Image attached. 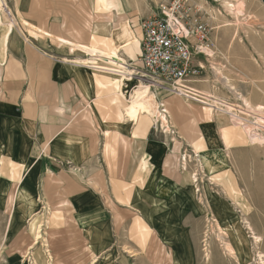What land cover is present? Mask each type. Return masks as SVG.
Segmentation results:
<instances>
[{
    "label": "rangeland",
    "instance_id": "obj_1",
    "mask_svg": "<svg viewBox=\"0 0 264 264\" xmlns=\"http://www.w3.org/2000/svg\"><path fill=\"white\" fill-rule=\"evenodd\" d=\"M2 1L11 11L9 16L1 12L2 21L13 23V33L7 53L9 66H0V101L12 104L20 113L28 110L27 115L33 114L37 107L50 106L51 101H57L59 94L68 96L67 105V101L80 105L77 89L70 85L63 87L58 75L67 67H79L65 62L62 56L84 55L72 45L42 37L24 26L21 19L68 37L73 43L87 42L103 49L112 46L108 33L115 23L118 28L131 32L136 42L139 37L136 18L146 13L141 9L149 6V12L160 2L127 0V7L125 0H110L108 10L102 9V3L98 0ZM198 2L205 8V19L211 27L206 45L209 54L205 51L203 59L199 60L203 69L187 90L192 91L193 85L213 79L210 62L222 61L226 64L220 58L221 52L225 53L227 48V56L235 68L230 73L232 82L239 86L240 89L237 88L246 98L264 111L263 3L260 0ZM241 2L244 4L241 5ZM232 9L240 12L238 20L231 14ZM226 22H234L230 26L232 32L226 29ZM258 47L263 57L261 61L256 54ZM137 53L138 44L130 48L129 52L120 51L121 56L127 60L124 72L133 74L131 79L122 80V98L118 96L117 85L121 81L119 73L102 68L93 70L81 67L102 77V90L91 100L94 101L93 108L95 106L99 111L102 124H96L95 120L90 122V118H94L90 111H82L80 114L86 128H91L90 134H97L91 141L94 155L88 163L77 169L62 161L61 157L53 155L51 158L58 165L50 167L44 160L42 164L34 160L29 166L31 171L25 168V175L21 177L23 169L2 159L0 152V179L14 175L17 179L11 178L10 181L16 183L19 179L18 183H24V179L32 174L29 186L25 187L28 200H18L21 203L18 211L23 219L20 225L19 221L16 222L18 235L12 240L10 236L16 227L12 218L18 206L16 200L19 186L11 189V206L5 208L0 205L2 235L9 220L0 246V264H261L259 252L264 253V150L256 154L244 134V131L250 134L249 128L255 116L247 112L240 100L221 88L227 96L226 104L230 106L227 112L233 111V108L238 109L237 116L242 118L244 125H230L228 113L216 114L225 119L230 130L227 140L232 142V150L226 160L223 158L230 168L215 174L207 171L204 173L198 161V151L188 140L180 116H176L169 124L168 131L162 128L160 121L153 122L145 114L140 115L134 123L124 116V106L128 103L125 97H128L137 83L133 71H140ZM244 54L250 56L253 64L258 63L263 67L260 85L255 77L245 80L251 85V91L259 88L261 94L258 98L254 94L250 96L249 93H243ZM91 62L116 65L99 56ZM143 83L147 85L145 77ZM158 88L159 92L151 87L157 102H163L176 94L160 84ZM180 102L171 99L176 112L181 106ZM76 107L74 112L78 111ZM197 111L202 112L201 106H198ZM72 114V111H66L65 117ZM63 121L64 126L59 128H65L68 119ZM73 127L70 125L69 130ZM217 132L219 148L223 153L225 139ZM98 134H101V139H98ZM61 138L65 140V134ZM50 139L43 147L47 156H52L50 148L54 147ZM174 162L178 164L179 183L186 185V177L192 171L197 174L199 188L192 204L183 199L180 211L171 200L174 190L169 171ZM237 171L242 175L239 183L246 197L243 209L234 207L230 200L232 180L229 176L233 177ZM35 182H39L37 191ZM204 187L210 191L209 196ZM77 191H87L88 196L99 199L101 206L97 205L96 208H101L102 221H93L95 226L101 225L99 230L88 231V226L92 224L87 221L81 226L82 203L79 195L75 194ZM207 200H210V206ZM218 221L220 223L217 225ZM248 224H252L255 233L263 234V240L258 244L253 240ZM82 227H85L88 234ZM37 231L41 237L34 239Z\"/></svg>",
    "mask_w": 264,
    "mask_h": 264
},
{
    "label": "bare ground",
    "instance_id": "obj_2",
    "mask_svg": "<svg viewBox=\"0 0 264 264\" xmlns=\"http://www.w3.org/2000/svg\"><path fill=\"white\" fill-rule=\"evenodd\" d=\"M214 1L217 2L218 0H214ZM260 1L262 2V0ZM125 2H126V6L128 7L127 0H125ZM262 3H263L262 6H264V1ZM109 4H110V0H102V9L110 10ZM243 4L244 2L243 3L241 2V5ZM240 9L241 8L239 5L238 10ZM238 10L237 9L230 10L231 14L235 16L236 20H238L240 15V12ZM1 12H5L7 16L11 14V11L5 6L2 0H0V66L8 67L9 65L7 61V53L9 51L10 38L13 33V23L10 21L8 23H3L1 18ZM20 21L24 26H26L30 30L35 31L42 37H49L52 39H56L66 45H72L73 47H75V50H77L79 53L84 55V57H78L79 63L92 66L93 68H102V70L119 73L121 76L120 77L121 81L119 80V83L117 85L118 96L120 98L124 97L123 96L124 93L122 91V87L124 84L122 80L126 78L128 80L131 79L133 74L131 72L129 74L124 72L127 67V65L125 64L127 63V60L121 56L120 51L123 50L129 52L130 48L138 44L137 41L136 42L133 41V36L131 32L126 31L125 29L122 28H118L115 23L108 33V37L111 38L110 42L112 46L110 48L108 47V48L100 49L97 46L87 42L73 43L72 41H70L68 37L48 31L41 25H37L36 23H32L25 19H21ZM233 24L234 22H228V23L226 22L225 26L229 32H232L230 26H232ZM87 27L90 28L88 24ZM207 42L208 39L206 40V42L202 43V45L198 46V50H201L203 55H205ZM226 50L227 48L225 49V53L221 52V58H220L221 60H225L226 64H223L222 61H219V63L210 62L213 72L212 80H205L202 81V83L200 82L201 83L200 85L199 84L193 85L192 87L194 89L192 88L191 89L192 91L190 90L188 91L187 89H190L188 85L192 84L193 82L192 83L181 82L178 83L177 85H174V87L165 86L170 92L176 93L174 96H177L181 99L182 107H179V115H176L172 112V110L169 107V103L167 99L163 100V102L156 101V99L154 98V94L151 91V87L155 88V90L159 92L157 82L152 81L151 79L145 77L147 79V85H145L143 83L144 75L140 74L139 70L133 71L134 74H136L137 76V83L135 84L134 90L128 95V97H125L128 103L126 106H124V112H125L124 116L128 117V119L131 120L132 123L137 122L139 116L145 114L146 116L151 117L154 120L153 122L160 121L162 128L165 131H168L169 124L175 119L176 116H180L179 117L180 120L184 121L183 130L188 140L191 141L192 144H194L195 148L198 151L197 153L199 155L198 161L201 166V169L204 171V173L205 171H207L210 174L211 173L215 174L216 172L228 171V168L230 167L226 166L224 160H226V157L229 155V152H231L232 150V148H230L232 146V142L227 140V135L230 130L228 129L227 124H225V119L220 118L216 114H221L219 112L225 114L228 113L227 118L229 120L230 125L231 124L233 126L244 125L242 118L237 116V112H239L238 109L233 108L234 109V110L232 109L233 111L229 110L227 112V108L230 109V106L226 104L227 96L225 93L222 92L221 88L226 89L232 96L240 100L245 105V109L247 110V112L255 116L254 123L250 126L251 128H249L250 134L249 133L246 134L245 131L244 134L247 137L246 140L248 145L252 147L253 150L256 151V154L259 152H263L264 150V111L262 108L257 107L252 100L246 98L238 90V88H236L233 85L231 76L228 74V63H230L231 66L230 67V73H231L232 62L231 60L229 61ZM206 53L209 54V49L206 51ZM98 56L116 65L115 66L114 65L109 66L106 64L98 65L91 62V60H95L96 57ZM160 86L163 87L164 85H160ZM198 106H201L202 112L197 111ZM217 131H219L225 139L226 145H225V149H223L224 150L223 153H221L222 152L221 148H219ZM177 169H178V164L176 163L175 165L174 162L173 167L170 168L169 177L171 179L170 183L174 190L172 193L173 196L171 197V200L172 203L174 202L175 204L178 205V210L180 211L181 207L183 206L182 205L183 199L188 200L189 203L192 204V202H194L193 199L196 197V194L199 192V188L197 184V174L195 172L190 171V173H188L186 177L187 182L186 185H184V183H179L180 178H179V171ZM171 176H174L176 178L174 179ZM229 179L230 181L232 180V182H230L231 189L229 191L231 195L230 200L234 207L243 209L245 206L244 200L246 197L244 195V190L240 188V183H239V181L242 180V175L237 171L233 177L230 175ZM204 188H205V193L209 196L210 191L206 189V187ZM207 203L209 206L211 205L210 200H207ZM241 214L243 215V213ZM219 223L220 222L218 221L217 225ZM80 224L81 226H83V221H81ZM251 225L248 224V227L251 230L250 232L252 233L251 234L252 238L255 241V243L258 244L263 240V234L255 233L254 232L255 230L253 229L254 227H251ZM82 229L86 230L85 227H82ZM40 237L41 235L37 231L35 233L34 239H39ZM259 260H260L259 263L264 264L263 252H259Z\"/></svg>",
    "mask_w": 264,
    "mask_h": 264
},
{
    "label": "crops",
    "instance_id": "obj_3",
    "mask_svg": "<svg viewBox=\"0 0 264 264\" xmlns=\"http://www.w3.org/2000/svg\"><path fill=\"white\" fill-rule=\"evenodd\" d=\"M98 2L102 3V0H98ZM263 2V0H262ZM115 5V4H114ZM158 5V3H157ZM157 5L151 9V11L147 12L149 9V6L147 8H142V12H146L144 15L138 16L136 18V24L138 26V53L137 57L139 56L140 46H139V40L141 37V32L139 28V22L140 20L148 16L149 14L153 13L156 10ZM138 9V8H137ZM264 43V42H262ZM259 48V47H258ZM257 50V48H255ZM233 52V55H235V52ZM257 56L259 57V61L263 60L261 48L257 51ZM230 55V52L228 53ZM65 60V62H68L72 65L79 66L77 67H67L65 69H62L60 74L58 75L59 82L62 84L63 87H66V85H70L73 88L77 89L78 94L80 95V98H78V102L80 105H76L72 102L67 101L68 105L66 104L67 95L63 96V94H59L57 96V101H51V105L45 108H35L36 111L34 113H30L31 115H27L28 110H23L21 113L18 112V110L9 103H4L0 101V152L2 153V159H5L7 161H11L14 164H17L20 168V170L23 169L21 172V177H24L25 175V168L29 170L30 164L36 160V163H41L42 160L47 163V166L53 165V164H59L55 163L51 157L58 156L61 157L62 161H66L69 165H71L73 168L79 169L83 165L89 162L90 158L94 155V145L91 141L92 139H95L96 135L95 132L93 135L90 134V127L88 129L83 123V119L80 118V114L82 111L84 113L91 112V115L94 116L90 118V122H94L98 124H102L100 120V114L99 111L96 110L95 106L93 108L92 103L94 101H91L92 99L96 98L97 92L99 90H102V77L100 75L97 76L94 72L81 68L86 67L89 69L95 70L92 66L84 65L79 63L78 57L75 55H67L62 56ZM203 59V55H194L193 56V64H200L199 60ZM140 66V65H139ZM2 67V66H1ZM230 64L228 63V74L230 75ZM8 69V68H7ZM234 67L231 68V71H234ZM243 74H244V83H243V93L247 94L249 93L254 94L256 98H258L261 94L259 88L258 90L255 88L254 91H251V85L247 84L245 81L246 78H257V83L260 85L261 81L260 78L262 76V70L263 67L251 61L250 56L247 57L246 54H244V60H243ZM101 79V80H100ZM30 85V84H29ZM233 85L237 88L239 86H236L235 83ZM240 89V88H239ZM238 89V90H239ZM241 92V91H240ZM28 93V92H27ZM175 98L176 100L180 99L177 98V96L172 95L168 100L169 107L172 110L174 114H177L179 112V109L177 112L174 110L173 106L171 105V99ZM84 103L82 104V102ZM82 104V105H81ZM182 107V103L180 102ZM78 106V111L74 112ZM68 107V108H67ZM80 108V109H79ZM94 109V111H93ZM73 112L71 116L65 117V112ZM67 118L68 122L65 124V128L59 126L63 125L64 121L63 119ZM73 125L74 127L72 130H69V126ZM76 125L78 127H76ZM64 126V125H63ZM84 129V130H83ZM83 130V132L81 131ZM85 130H88V132H85ZM92 133V132H91ZM65 134V140L61 138L62 135ZM95 134V135H94ZM101 134H98V139L100 138ZM51 138V143L53 144V148H50V153L52 156H47V154L44 153V144ZM59 141V143H58ZM64 141L66 144H64ZM57 143V144H55ZM41 158V160H40ZM65 162V163H66ZM63 163V162H61ZM60 163V164H61ZM42 166V165H41ZM49 168V167H48ZM28 175V173L26 174ZM32 174L28 175L24 179V183H18L19 179L15 183V181H10L11 178L17 179L14 177V175L11 176V178H3L0 179V205L8 207L11 206L12 203V191L11 189H14V186H19L16 205H18L15 209V212L13 214L12 222H14V225L16 226V222L19 221L20 225L22 223L23 217L19 213V205L21 204L20 201H24L25 199L28 200V194L26 193V188L29 186L30 176ZM20 177V178H21ZM2 180V181H1ZM37 181V178H36ZM39 185V182H35V191H37L36 186ZM80 191V190H79ZM77 191L75 194L76 196L79 195V198L81 199V215H82V221H87L88 223L92 224L89 225L90 229L88 231L91 232L92 229H98L101 228V225H94L93 221L99 222L102 221V211L101 208H96L97 205H100L99 199L97 200L92 195L88 196V193L86 192H79ZM32 192V191H31ZM11 197V200H10ZM36 199V198H35ZM20 200V201H18ZM37 200V199H36ZM102 204V203H101ZM101 206V205H100ZM10 214H8L9 216ZM10 218V217H9ZM77 219V218H76ZM79 219V218H78ZM11 222V223H12ZM9 224V220H8ZM7 227L2 235L0 233V246L2 243V239L5 236V233L8 228ZM18 229H17V228ZM15 230H13L11 234V240L13 237L18 235L19 227L16 226ZM13 229V225H12ZM88 231L84 230L88 234ZM85 235V234H84ZM9 236V235H8ZM88 237V235H85ZM10 240V241H11Z\"/></svg>",
    "mask_w": 264,
    "mask_h": 264
},
{
    "label": "built area",
    "instance_id": "obj_4",
    "mask_svg": "<svg viewBox=\"0 0 264 264\" xmlns=\"http://www.w3.org/2000/svg\"><path fill=\"white\" fill-rule=\"evenodd\" d=\"M204 9L198 0H160L140 20V74L166 87L192 83L199 76L203 68L193 64V56L203 55L198 46L211 30Z\"/></svg>",
    "mask_w": 264,
    "mask_h": 264
},
{
    "label": "water",
    "instance_id": "obj_5",
    "mask_svg": "<svg viewBox=\"0 0 264 264\" xmlns=\"http://www.w3.org/2000/svg\"><path fill=\"white\" fill-rule=\"evenodd\" d=\"M264 1V0H263Z\"/></svg>",
    "mask_w": 264,
    "mask_h": 264
}]
</instances>
